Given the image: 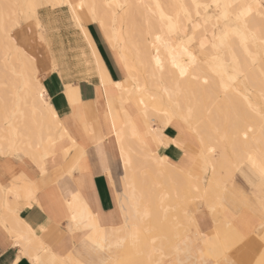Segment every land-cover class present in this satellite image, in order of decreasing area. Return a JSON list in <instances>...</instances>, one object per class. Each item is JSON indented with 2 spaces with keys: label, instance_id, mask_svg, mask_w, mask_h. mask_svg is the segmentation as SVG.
<instances>
[{
  "label": "snow or ice",
  "instance_id": "snow-or-ice-1",
  "mask_svg": "<svg viewBox=\"0 0 264 264\" xmlns=\"http://www.w3.org/2000/svg\"><path fill=\"white\" fill-rule=\"evenodd\" d=\"M136 7L151 11L153 6L119 0H109L104 5L85 4L84 0L0 4V45L5 69L0 83V203L4 208V216L0 218V252L12 249L9 264H122L119 258H100L105 253L110 255L113 246L105 247L97 241L100 236L106 241L109 231H118L121 244L130 242L131 253L136 257L128 264H264V0L260 5L258 30L250 26L253 5L240 0H192L190 4L174 6L180 11L167 16L163 5H154L160 19L167 21L166 34L156 35L155 41L175 52L171 44L172 37H176L185 59L181 62L171 55L166 63L153 43L157 54L149 55L147 62H140L153 81L163 84L161 107L152 109L163 117L160 128L168 125L176 128L172 138L153 127L152 134L141 142L149 153L146 159L174 170L181 179L174 190L159 196L158 207L154 208L151 193L142 194L135 205V222L130 223L125 215L119 229L108 228V221L102 218L90 190L87 196L82 195L84 177H77L76 173L87 170L90 138L95 133L86 122L83 136L73 138L74 133L70 132L71 122L82 104L79 89L74 86L75 81L65 80L64 90L72 113L61 119L48 102L40 79L48 72H59L64 80L65 71L54 58L50 64L38 65L41 57L33 50L37 47L36 39H22L19 33L21 30L26 35L36 33L39 45H46L49 42L45 17L50 19L52 11L66 10L83 31L85 21L77 12L86 9L87 17L99 24L108 43L113 45L116 61L133 82V90L147 92L148 99L156 101L157 96L147 86L140 87L137 68L128 61L123 49L118 48L115 17ZM99 8L111 10V31ZM114 36L116 44H113ZM257 42L260 48L253 52L251 46ZM237 43L246 53L245 60L241 61L234 53L226 60L221 53L231 52ZM209 50L210 59H205ZM18 62L31 71L18 72ZM202 66L208 69L203 77L197 75ZM96 69L105 92L109 84L127 91L126 81L106 80L99 59ZM9 74L22 84L11 81ZM257 80L259 98L253 101L248 86ZM188 81L196 82L197 88L186 86ZM29 97L33 99L31 105ZM138 104L143 106L147 118L149 107L145 99H139ZM214 112L217 118L213 117ZM221 143H230L231 155L217 160V146ZM168 145H175L183 152L180 164L156 154L158 148ZM69 153H74L71 161ZM185 161H190L191 166L185 167ZM217 166L228 179L233 172L244 175L251 187L250 193L242 194V203L248 210L243 216L233 215L225 208L228 181L215 179ZM209 168L213 180L208 179ZM65 193L70 199L64 198ZM166 201L170 202L169 207H164ZM25 210L33 213L35 219H24ZM161 210L166 226L159 222ZM169 211L177 214L169 219ZM154 231L163 235L152 237L149 248L145 237ZM166 244L171 252L167 257ZM252 245L258 246L259 253L253 261H248L244 256Z\"/></svg>",
  "mask_w": 264,
  "mask_h": 264
},
{
  "label": "bare ground",
  "instance_id": "bare-ground-1",
  "mask_svg": "<svg viewBox=\"0 0 264 264\" xmlns=\"http://www.w3.org/2000/svg\"><path fill=\"white\" fill-rule=\"evenodd\" d=\"M25 0H0V4L4 3H20L23 4ZM79 0H76L78 3ZM109 0H84L85 4L95 3L97 5H104L108 3ZM115 2V0H113ZM119 2H127L130 4L136 5H151L153 6L151 11L148 8L144 7H136L128 9L125 13H118L115 17V32L116 36L119 37L118 48L123 49V54L128 58V61L137 68L139 73V85L140 87H145L149 89L152 94L157 96L156 101H151L148 99V93L144 92H135L133 90V82L128 80L125 72L120 69L119 64L116 61V53L113 51V45L108 43L107 38L105 37L104 30H102L98 23H96L100 29L101 35L104 38V42L107 47L111 49L113 53V58L120 69L121 72L124 73V80L126 83L124 84L125 90H117L111 86V84L107 87V92H105V86L100 84V74L96 69V62L99 59L100 65L103 67L104 72L106 74V70L98 57L95 47L91 40L89 39L85 28L81 31L76 23L72 20L71 14H69L71 20L79 30L84 42L88 46L93 70L98 79L97 85V107L99 112V120L97 121V131L92 127V124L88 125L90 131L95 133V136L90 138L94 145L101 150L103 153V166H104V174L107 177L108 184L112 189V194L117 203V207L119 210L122 219H125V215L128 216L129 222L135 219V213L137 211L135 205L137 204L139 198L142 194L151 193L154 201V208L158 207V198L162 193L167 194L169 190H174L175 184L177 181L181 179V177L174 172L172 169L163 168L157 164H155L152 160L146 159V156L149 154L142 144V140L146 137H149L152 133L151 130L153 127L160 129V134L163 135V130L166 127L160 128L163 117L156 112H153L149 107V103H153L158 108L161 107V98L164 96L162 91L163 84L153 81L150 76L147 74L146 70L140 65L141 61H148L149 55L155 56L157 54V49L159 51V56L166 63L169 60L171 55H176L178 60L183 62L185 57L180 52L179 40L176 37H172L174 41L171 44V48L175 49V52H171L169 48L165 47L163 44L155 41L156 35L164 36L167 32V21H162L159 17L158 10L155 9L154 5L160 4L163 5V11L165 15L175 14L180 11L178 8L174 7L179 4H190L192 0H119ZM202 2H206V0H202ZM242 3H247L253 5V15L250 18V26L253 30H258L261 25V16L259 13L261 12L260 5L262 0H240ZM87 14V10H84ZM101 18L104 20L106 27L109 31H111V22L113 20V16L111 14L110 9L99 8L98 9ZM77 12V15H79ZM155 13V15H153ZM22 31V30H21ZM20 31V36L22 39H36L37 46L42 47L44 50V54L46 57L52 61L53 56L49 53V50H46L47 45H39L38 34H34V37H29L25 34L24 31ZM211 35V32H209ZM27 36V37H26ZM116 36L113 37V44H116ZM166 38V37H165ZM157 44V49L152 48V44ZM260 48V44L257 42L251 46V50L253 52L257 51ZM37 52L36 48L33 49ZM93 51L95 55H93ZM210 51L205 53L204 58L210 59ZM235 54L237 58L241 61L245 60L246 53L242 47L237 43L231 52L223 53L226 60H230V55ZM38 65L39 62H38ZM18 72H29L31 68L26 66L22 62H18L17 65ZM258 67V66H257ZM208 69L206 67H201L197 75L203 77L204 73L207 72ZM5 75L4 62H3V47L0 45V83H3ZM45 75L40 79V83L42 86V80ZM9 79L11 81H16L17 83H21L17 80L16 77H12L9 74ZM108 76L106 74V80H108ZM120 80V81H121ZM250 85L259 88L258 80L256 82H249ZM186 86L190 89L195 90L197 88V84L194 81L186 82ZM99 89V91H98ZM46 95V94H45ZM144 98L149 107V115L147 118L143 115V106L138 104V100ZM33 102L32 97H29L28 103L31 105ZM38 103V102H37ZM222 103H225L222 101ZM226 106V104H225ZM82 112V111H81ZM140 113L141 117L144 119V122H141L139 119H136V115ZM213 117L217 118V114L214 112ZM153 118V119H152ZM76 119L80 122L83 127V122L81 119V115L79 110L77 109ZM102 123H99V122ZM145 124V129L141 124ZM104 126L106 129L102 134L99 131L100 125ZM103 124V125H102ZM115 125V127H113ZM83 129V128H82ZM101 129V128H100ZM83 132V131H82ZM84 135V133H83ZM109 135V139L112 142V148L114 154L116 155V163L117 167L120 170V173L115 175L111 170V165H109L107 154L103 148L102 140ZM107 138V137H106ZM110 144V143H109ZM70 147V145H69ZM109 147V146H107ZM218 147V152L216 155V159L219 160L222 156H230L231 155V145L230 143H221ZM164 147H160L157 149V155L160 157H165L161 154V149ZM121 151H123V155H121ZM74 155V153H73ZM110 158V157H109ZM72 160V159H71ZM70 160V161H71ZM128 161V163H126ZM173 163V162H172ZM174 163V164H180ZM185 166H190V161H185ZM80 173V172H79ZM210 175V180H213V176L211 174V168L208 171ZM233 174L231 179H228L226 173H221L219 166H217V175L215 179H226L228 184L233 186ZM78 175V174H77ZM84 189V188H83ZM79 191V190H78ZM87 194V193H86ZM83 195V193H82ZM234 196L231 195L226 197V199H232ZM235 198V197H234ZM65 199H70V196L65 193ZM237 199V198H236ZM238 200V199H237ZM244 207V206H243ZM142 210V209H141ZM160 214L159 212V222H160ZM4 216V208L3 204L0 203V218ZM156 219L154 217V220ZM161 225V222H160ZM161 232V231H160ZM167 248V247H166ZM78 252V251H77ZM75 254V253H74Z\"/></svg>",
  "mask_w": 264,
  "mask_h": 264
},
{
  "label": "crops",
  "instance_id": "crops-1",
  "mask_svg": "<svg viewBox=\"0 0 264 264\" xmlns=\"http://www.w3.org/2000/svg\"><path fill=\"white\" fill-rule=\"evenodd\" d=\"M74 2H76V0H74ZM79 15L85 21L84 28L87 32L89 39L91 40V42L95 47V51L98 57L103 63L108 78L114 82H119L122 79L121 71L116 64L112 53L110 52L106 43L104 42L98 25L93 21H91L85 14V12H81V13L79 12ZM81 43H82V47L80 49V54L75 59L72 57L71 58L65 57L64 54H62L60 51H56V53H54L52 50L46 47V50L47 51L49 50V53H51V55H53V57L55 58L57 65L60 68L64 69L65 79L64 80L61 79L59 72L57 73L49 72L47 76L42 80V87L44 88L45 94L48 97V102L52 104V106L61 115V119H63L65 116H68L72 113V107L68 102V98L64 90L65 80H67L68 83H72L73 81H75L74 86L79 89L80 99L82 101L81 106L78 108L81 115V119L83 122L85 121L87 125L92 124V127L95 128L97 131V121L99 120V112L97 107L96 88L98 85V79L97 76L95 75L93 66L90 62V57L86 53V49L82 40ZM37 48L40 51V57L42 60L44 50L42 47L39 46ZM41 60L40 63L42 65V63L44 62ZM99 123L102 122L100 121ZM99 125L101 128V129L99 128V131L100 132L102 131L101 133L103 134L106 129L104 128V126H101V124ZM78 129L82 131L80 125L79 124L76 125L72 121L70 131L74 133L75 137H77L76 133ZM175 132H176L175 127L168 126L166 129L163 130V135L165 137L174 138ZM106 137L102 140V145L107 154L109 165H111V170L112 172H114L115 175H117L120 173V170L117 167V163H116L117 158L112 148V142L108 138L109 135ZM88 153L89 156L86 166L87 170L84 171L83 173H79V172L76 173V175L78 174L77 177H80L81 175L84 177V187H83L84 189L82 193L84 196H87L90 190L95 196L97 208L98 211L101 213L102 218H105L108 221V228L110 230L112 228L119 229L120 227H114V226H117L119 222L118 217H120L122 221V216L121 215L118 216L114 208L112 191L108 184L107 177L104 174V166H103L104 155L101 152V150L94 145V142L92 140L88 148ZM161 154H163V156L167 157V159L173 163L180 162L183 156V152L180 149H177L175 145L165 146L164 148L161 149ZM72 158H73V153H69L68 160L70 161ZM190 166H191V162H190ZM72 186L77 187V190H80L78 186L76 185H72ZM227 189H228L227 193L230 191L232 195L238 200L236 199L237 202L233 198L226 200L229 203H235L236 205H238L237 208L238 207L242 208L238 210V214L239 213L246 214L248 210L247 208L243 207L244 205L242 203V194L246 195L250 193L252 189H249L248 191H244L245 193H242L234 186V184L232 187H228ZM56 193L57 196L59 197L60 195L59 188L56 189ZM249 199H252V197H249ZM229 211L231 210L228 209V212ZM173 215L176 214L172 211L168 214L169 217H172ZM22 217L26 220L35 219L33 213H31L28 210H25L22 213ZM134 222L135 220H133L131 223ZM41 223H43V221H41ZM62 223L66 224V221H63ZM153 223L156 222L153 221ZM44 239L45 241H47L46 236L44 237ZM76 239H77V245H79L80 237L77 236ZM121 240H122V236L118 231L115 233L109 231V235L106 241L103 240L102 236L97 237V241L102 242L105 247H107L109 244L113 246L110 255L108 253H105L100 258L109 259V257L116 255L117 250L122 246ZM148 247L150 248L152 247V245L150 246L148 245ZM159 247H160V243L158 244V248ZM77 251H79V247H77ZM258 253H259L258 246L256 245L249 246L247 247L244 259L248 261H253L255 257L258 255ZM12 255H13L12 249H5L4 251L0 252V264H9Z\"/></svg>",
  "mask_w": 264,
  "mask_h": 264
},
{
  "label": "rangeland",
  "instance_id": "rangeland-1",
  "mask_svg": "<svg viewBox=\"0 0 264 264\" xmlns=\"http://www.w3.org/2000/svg\"><path fill=\"white\" fill-rule=\"evenodd\" d=\"M85 14H86V12H85ZM44 25H45V29H46V33H45L46 34V39L49 42L48 44H46L48 49L52 50L54 53H56V51H60L62 54H64L65 57H68V58L72 57V58L75 59L80 54V49L82 47V43H81V40H82L83 43H84L85 49H86V53L90 57V62L92 64L91 55H90L88 46L84 42L79 30L77 29V27L75 26V24L71 20L68 12L66 10H59L58 9V10L52 11L50 13V19L48 17H45ZM34 34L35 33L27 34V35L29 37L30 36L34 37ZM103 40H104V38H103ZM37 47H36V50H37V52L39 53V56H40V51H39V49ZM108 49L112 53L111 49L110 48H108ZM112 55H113V53H112ZM221 55H223V53H221ZM42 57L43 58H42L41 61H43V62L47 61V63H49V64L51 63V60H49L46 57L45 54H43ZM231 57H232V55H230V58ZM38 62L41 65L40 61H38ZM121 75H122V79H124V73L123 72H121ZM46 76L47 75H45V77ZM248 87H249V91H252V99H253V101H257L258 98H259V95H258L259 94V88L254 87V86H252L250 84H249ZM149 107L151 109L158 108L153 103H149ZM135 117H136V119H139L141 122H144V119L141 117L140 113H138ZM73 122L76 125L79 124L81 130L83 131V129H82L83 127L80 124V122L78 121V119H74ZM144 123L141 124V125L145 129V126H146L145 124H147V123H145V124ZM82 131H80V129H78L76 135L77 136H83V132ZM73 138H76L75 135L73 136ZM185 167H187V166H185ZM197 170H198V167H197ZM245 174H246V172H245ZM201 178L203 179V174H201ZM208 179L210 180L209 173H208ZM232 183L242 193H245L244 191H248L249 189H251V187L245 181L244 175H242L240 173H237V172H234V174H233ZM228 187H231V186L227 183V188ZM111 191H112V189H111ZM164 194L165 193H162L161 195H164ZM230 195H231L230 191L228 193H226V197H229ZM112 197H113V201H114L115 211H116L117 215L119 216L120 213H119V210H118V207H117V203H116V201L114 199L113 194H112ZM233 199H235V201L237 202L236 198L233 197ZM169 204H170V202L166 201L164 207H169ZM237 206L238 205H236L235 203H229L228 201L225 204V208L231 210L229 212L233 213V215H237L238 214V210L242 209L241 207L237 208ZM170 212L171 211H169V213ZM175 214H177V213H175ZM243 215H244L243 213H239L237 216H243ZM118 218H119V222H118L117 226H114V227H120V225L124 222V219H122V221H121L120 217H118ZM170 218L171 217H169V219ZM133 220H135V219H133ZM133 220H131V222ZM160 222H161V226H166V224H167V221L164 219V212L162 210H161V214H160ZM160 235H163V232L154 231L153 233H151L150 236L145 237V242L150 246L151 245L150 239L152 237H156V236H160ZM159 243H160V241L158 240L157 244H156L157 248H158V244ZM168 254H171V252H170L169 246L166 244L165 245V253H164L165 257H167ZM109 258H111V259L119 258L122 261V264H128L129 261L136 259V257H134L132 255V253H131L130 242L123 243L122 246L117 250V254L113 255V256H111ZM156 258L158 259L159 257H156Z\"/></svg>",
  "mask_w": 264,
  "mask_h": 264
}]
</instances>
